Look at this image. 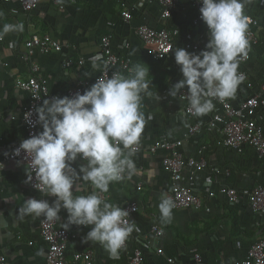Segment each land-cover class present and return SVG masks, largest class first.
Returning a JSON list of instances; mask_svg holds the SVG:
<instances>
[{"label":"crops","instance_id":"0c3cea01","mask_svg":"<svg viewBox=\"0 0 264 264\" xmlns=\"http://www.w3.org/2000/svg\"><path fill=\"white\" fill-rule=\"evenodd\" d=\"M123 1L133 8L134 0H41L37 9L25 12L18 1L0 0V28L5 23L24 25L22 32H9L0 43V157L14 144L22 142L26 135L23 112L29 95L16 86L15 79L28 78L32 74L31 62L35 61L40 65V75L48 80L51 91L64 97L66 89L78 79L93 78L97 73L101 65L100 39L108 33L113 34L112 45L116 51L131 57L133 65L150 68L148 79L152 80L150 91L153 96H145L142 102L146 125L140 144L146 145L163 135L184 138L187 127L194 120L182 111L183 102L178 96L169 94L172 85L183 78L181 66L176 63L174 54L166 60H152L135 32V27L143 23L161 27V6L158 0H147L140 9H133L134 18L127 22L120 14ZM252 1L250 6L255 8L252 13L264 26V0L261 3L260 0ZM193 15L186 1L175 9L170 23L178 30L176 47H182V37L194 32L191 25ZM36 32L48 33L63 45L72 42L76 47L73 50L65 47L63 52L51 54H43L36 49L33 55L28 56L25 42ZM200 34L204 35V31ZM206 38L203 39L204 49L209 41V37ZM67 56L77 61L82 58L85 62L66 68L63 62ZM252 56L250 62H241L239 69L245 68L259 76L264 73V40ZM94 59L97 67H93ZM241 90L246 91L240 84L233 100L238 98ZM148 116L152 118L147 119ZM198 120H207V114L199 116ZM214 138L215 135L208 132L189 137L184 142V150L191 154L199 143L213 142ZM163 154L143 149L136 152L133 157L135 173L130 178L113 182L109 191L102 194L108 202L121 207L134 202L139 204L140 211L133 218L136 228L130 235L127 248L112 257L99 242L85 239L92 226L72 225L68 230L74 232L76 238L70 243V253L92 248L96 252L97 264H131L130 257L135 247H141L145 254L142 264H170L167 256L175 257L179 264H189L196 251L204 255L206 264L230 263L244 257L263 234L264 226V216H255L246 201L231 206L224 196L216 199L206 197L203 209L172 210L170 222L161 220L159 203L163 194L169 198L171 185L169 175L161 166ZM209 157L210 163L231 168V176L222 177L216 184L217 188L224 182L246 192L254 185L264 183V160L255 157L253 151L238 156L215 147ZM17 161L11 160L0 168V253L6 256L4 264H47L46 245L40 236L42 217L19 215L24 200L37 198L38 194L25 181L26 164L18 165ZM84 163L86 161L78 158L73 166L79 170V165ZM138 182L143 183L142 190L137 189ZM73 190L74 195H85L92 188L89 182L81 180L78 189L75 191L74 186ZM55 199V196L47 195L50 203ZM225 206H230L237 213V227L233 226L232 216H227L229 210ZM60 217L58 224L64 227L68 217L66 209L61 210ZM154 222L163 225L165 234L159 239L152 237L146 243L143 235ZM154 243L164 247L165 255L155 252Z\"/></svg>","mask_w":264,"mask_h":264},{"label":"clouds","instance_id":"9594fccd","mask_svg":"<svg viewBox=\"0 0 264 264\" xmlns=\"http://www.w3.org/2000/svg\"><path fill=\"white\" fill-rule=\"evenodd\" d=\"M249 0H201L199 9L206 23L209 41L199 53L176 47L175 60L183 78L172 85L170 95L187 99L190 112L203 116L214 110V100L223 103L233 98L245 75L239 65L250 50V18L245 14ZM22 23H5L0 38L9 32L23 31ZM93 67H97L95 59ZM150 68L135 64L127 74L113 72L99 77L83 93L44 99L37 107V123L43 131L22 140L14 150L27 161V181L35 176V187L47 199L28 198L19 208L21 217L60 220L62 209L68 213L64 228L92 226L86 240L99 242L112 257L118 256L136 228L130 212L108 202L110 184L130 178L136 171L135 156L146 125L142 102L152 97L148 79ZM187 87L186 94L181 89ZM157 98L160 99L157 94ZM31 113L25 119L32 124ZM148 116L147 119H151ZM79 159L86 161L73 164ZM89 182L92 191L74 195L79 181ZM173 201L163 194L159 203L161 220L170 222Z\"/></svg>","mask_w":264,"mask_h":264},{"label":"built area","instance_id":"2783aa9c","mask_svg":"<svg viewBox=\"0 0 264 264\" xmlns=\"http://www.w3.org/2000/svg\"><path fill=\"white\" fill-rule=\"evenodd\" d=\"M10 2L13 0H4ZM18 1L22 9L32 12L37 9L41 0H15ZM186 1L193 10L191 25L194 32L186 34L182 41V47L189 52L199 53L204 49L203 39L209 37L208 27L201 18L199 11L201 0H158L162 10L163 25L154 27L148 24H139L135 27L136 34L141 38L146 46L148 57L152 60H166L174 54L176 48L175 35L178 30L171 26V19L175 9ZM147 0H134L133 8L128 2H122L121 16L124 21H131L134 18L133 9H140ZM252 0L246 5L245 14L250 18L249 25V43L250 50L246 59L241 62H250L253 58L252 54L260 46L264 40V26L261 20L252 12L255 8L250 5ZM204 31V35L200 32ZM199 32V33H198ZM4 36L0 38V43L4 41ZM113 34H104L100 39L101 49V65L93 78L78 79L74 85L69 86L65 91V96H73L77 92L83 93L96 80L103 76H110L113 72L125 74L132 67V59L128 55L121 54L116 51L112 45ZM28 56L33 55L36 49L43 54L61 53L66 47L68 50L75 49L76 45L68 42L63 45L57 38L48 33H32L31 37L26 40ZM1 61V47H0ZM85 61L80 58L78 61L73 57L67 56L63 62L64 67L70 68L74 64H83ZM32 74L28 78L18 77L15 84L18 88L25 90L29 95V102L24 108L23 122L25 127V138L37 135L43 131L42 125L37 123L38 114L37 107L43 103L44 99L53 97H62L60 93L51 91L49 82L40 75V65L31 62ZM245 75V80L241 83L246 91L238 94V98H232L221 103L214 100L215 108L207 114V120H198L199 116H194L190 112L188 100L178 99L183 102L182 111L192 118L194 121L187 128L184 138H171L166 135L158 137L146 145H139L138 151L144 150L150 153L164 152L161 166L169 175L171 180L169 198L174 203L173 210H181L193 208L195 210L203 209L208 199H216L217 196H224L231 206H236L246 201L251 212L255 216H264V183H258L244 192L237 187L226 184H219L222 177L231 176V168H221L218 165L210 163V153L216 147L226 149L240 155L248 154L253 151L255 157L264 160V73L253 75L245 68L239 69ZM187 88L181 89L182 94H186ZM31 113L29 124L25 119V115ZM203 132L215 135L213 142L198 144L193 153L187 154L184 150V142L187 138L193 137ZM21 143V142H20ZM20 143L14 144L11 149L6 150L4 155L0 157V168L11 160H24V153L20 156L14 154V150L19 147ZM214 146V147H213ZM24 163L27 166V161ZM27 181V172L25 175ZM28 187L37 192V199H47V195L40 193L35 187V176L31 182H26ZM144 185L138 182L137 189L142 190ZM130 212V221L140 211L139 204L129 203L124 206ZM82 226V225H81ZM87 228L88 226H82ZM165 234V228L159 222L151 224L148 231L143 235L146 243L153 238H161ZM40 236L46 245V261L47 264H97L96 252L92 248L78 250L70 253L69 246L72 240L76 238V234L58 224V220L48 221L44 217L40 222ZM130 238V236H129ZM129 238L125 250L129 244ZM33 244L32 241L29 242ZM153 248L159 255H165V249L159 243H154ZM145 261V254L141 247H135L130 257L131 264H142ZM170 264H179L173 256H167ZM6 262V256L0 253V264ZM189 264H206L204 255L200 252H194ZM222 264H264V232L261 237L254 242L244 257L239 258L230 263Z\"/></svg>","mask_w":264,"mask_h":264},{"label":"trees","instance_id":"16d2710c","mask_svg":"<svg viewBox=\"0 0 264 264\" xmlns=\"http://www.w3.org/2000/svg\"><path fill=\"white\" fill-rule=\"evenodd\" d=\"M254 15H255V13H254ZM132 66H133V64H132ZM124 73L127 74V71H125ZM225 209H228L229 210L228 211L229 213H227V216H229V215L232 216L233 226L234 227H237V224H238V215H237V213L232 208H230V206H225ZM237 232H240V231H237ZM263 232H264V226H263Z\"/></svg>","mask_w":264,"mask_h":264},{"label":"rangeland","instance_id":"374dc122","mask_svg":"<svg viewBox=\"0 0 264 264\" xmlns=\"http://www.w3.org/2000/svg\"><path fill=\"white\" fill-rule=\"evenodd\" d=\"M260 3L262 2V0L259 1Z\"/></svg>","mask_w":264,"mask_h":264}]
</instances>
